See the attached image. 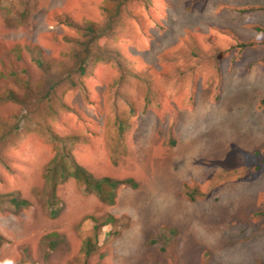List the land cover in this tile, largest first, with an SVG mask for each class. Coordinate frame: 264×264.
<instances>
[{"label":"rangeland","instance_id":"rangeland-1","mask_svg":"<svg viewBox=\"0 0 264 264\" xmlns=\"http://www.w3.org/2000/svg\"><path fill=\"white\" fill-rule=\"evenodd\" d=\"M149 1L128 0L138 22L124 15L112 43L137 73L120 77L111 63L95 64L82 77L85 91L63 94L71 110L57 114L0 105V194L29 201L0 207V262L264 264V0ZM102 3L0 0V58L32 41L60 56L62 36L75 32L54 14L99 22ZM215 27L252 44L239 48ZM189 32L204 49L222 50L206 61L184 56ZM51 132L79 136L65 141L94 177L132 178L135 187L119 186L112 204L73 178L50 194L43 172L60 150ZM221 166L238 174L212 179ZM107 214L115 225L98 229L85 259L79 250L95 235L93 217ZM49 232L61 241L46 255Z\"/></svg>","mask_w":264,"mask_h":264},{"label":"trees","instance_id":"trees-1","mask_svg":"<svg viewBox=\"0 0 264 264\" xmlns=\"http://www.w3.org/2000/svg\"><path fill=\"white\" fill-rule=\"evenodd\" d=\"M145 6L151 5L149 0H142ZM128 0H103L101 4L102 21L86 19H76L65 12L54 14L55 21L63 26L72 29L75 35H63L62 40L68 45L60 56H51L45 49L35 42H27L23 46L14 44L4 57L6 62L0 58V105L6 102L17 103L27 112H32L38 107H47L48 111L57 114L60 108H71L62 101L63 94L70 89L84 90L82 77L91 73L92 67L100 62L111 63L120 74V77L132 75L133 68L128 65L126 55L112 43L118 40V24L124 21V15L130 16L138 22V17L125 10ZM221 33L236 36L228 27L217 28ZM259 29V27H257ZM235 46L244 48L250 46L252 41L236 39ZM185 49L183 53L181 50ZM181 53L190 59H204L205 61L222 48L217 46L212 49H204L195 36L190 32L187 34L186 41L181 48ZM34 66L38 75L31 73ZM85 91V90H84ZM84 96V94H83ZM55 104L59 108H54ZM51 141L59 145L56 152L48 161L44 168L45 186L49 188L50 194L54 193L56 186L66 180L73 178L83 185L84 191L95 192L99 198L109 204L114 203L116 191L122 184L135 187L136 182L132 178L117 179L109 176L96 178L85 167L75 162L70 147L65 140L72 142L78 135H58L51 132ZM172 144L174 141L171 142ZM259 154V151H254ZM213 178L220 181H229L233 178L230 175H237L239 168L219 167ZM242 171L244 168L242 167ZM220 178V179H219ZM218 182V181H215ZM190 199H195L189 194ZM7 201L15 209L29 205V201L20 197L16 193L0 194V207ZM1 209V208H0ZM93 229L95 235L87 236L82 240L79 255L89 258L96 252L97 236L96 233L101 226L114 224L116 218L107 214L103 218H94ZM115 225V224H114ZM118 232V231H117ZM5 241L0 235V245ZM61 241V236L57 232H49L42 235L41 243L44 254L48 255ZM80 258V256L78 257ZM21 264V261H19ZM33 264V263H30Z\"/></svg>","mask_w":264,"mask_h":264},{"label":"clouds","instance_id":"clouds-1","mask_svg":"<svg viewBox=\"0 0 264 264\" xmlns=\"http://www.w3.org/2000/svg\"><path fill=\"white\" fill-rule=\"evenodd\" d=\"M0 264H16V261L12 259L5 260L3 262H0Z\"/></svg>","mask_w":264,"mask_h":264}]
</instances>
